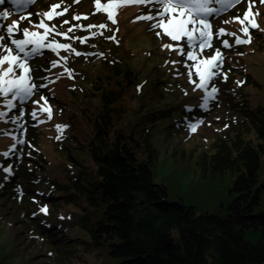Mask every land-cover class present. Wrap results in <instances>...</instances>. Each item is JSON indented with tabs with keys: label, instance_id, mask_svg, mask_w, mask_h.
Instances as JSON below:
<instances>
[{
	"label": "rangeland",
	"instance_id": "1",
	"mask_svg": "<svg viewBox=\"0 0 264 264\" xmlns=\"http://www.w3.org/2000/svg\"><path fill=\"white\" fill-rule=\"evenodd\" d=\"M46 2L49 0H31L30 3L17 5L14 0H3L0 3V14L7 13V16L0 18V36L5 37L0 43L14 48L10 43L11 38H22V30L25 28L36 31L32 25L42 18L40 14L50 10L41 11L39 5ZM57 3H61V0H53V4ZM81 4L87 5L85 9L90 10L83 12L75 8ZM64 6L68 7L65 15L46 21L49 25H56L58 32L64 33L76 24H106L107 27H94L91 31L86 27L77 28L68 33L69 37H88L84 43L79 39L55 37L60 43L70 44L81 55L72 51L60 50L56 53L43 49L40 55L31 58L30 75L37 90L24 102L20 112H14V107L8 106V100L0 96V264L104 263L101 251L92 246L86 249L87 242L76 238L88 240V232L81 222V205H86V200L81 197L78 203L74 201L72 193L77 192L73 180L77 169L60 150L71 122L75 123L78 132L85 129L86 133L90 130V126L78 119L79 116L74 121L69 117L73 111L80 114L77 105L92 103L91 107L99 106L98 96H82L84 87L78 79L84 74L79 66L93 53L84 47H101L95 37L105 40L115 37L109 39L110 47L119 49L120 57L133 62L145 84L154 83L160 78L166 81L165 84L156 85L157 90L154 92L150 85L143 93L135 94L130 90L132 95L125 97L127 106L132 109L128 116L135 118L142 104L145 108L140 112L141 115L158 107H187L189 115L186 118L174 121L162 119L150 128L158 156L153 167L154 181L167 186L170 199H182L185 203L194 204L199 212H227V205L235 197L233 188L236 175L217 174L210 165V156L216 152L215 144L224 136L229 138L235 134L236 128L241 127L246 131L252 126L250 131L255 133V126L251 124L247 113L258 107L264 108V3L261 0H253L252 12L258 13L256 22L259 27L250 28V43L236 44L231 33L246 39L238 31L240 24L224 23L236 16L243 17L249 0H242L229 10L208 18L213 25V46L202 55L211 56L219 48L223 54V63L219 70L221 74L214 78L207 89L215 86L218 91L214 100L207 101L206 108L201 107L205 103L206 90L196 89L189 80L187 65L192 62L177 51L162 48L165 43H179L186 47L185 42L157 37V30H150L153 22L137 20L142 14H154V7H122L115 17L117 23H111L106 16L101 23L96 24L97 21L73 20L74 15L89 16L95 12L94 0H79V3L63 0ZM80 10H83L82 6ZM61 20L69 23L63 24ZM14 21L19 23L21 31L10 38L6 28ZM62 24L65 28L61 27ZM219 28H224L226 34L215 35ZM92 33L97 34L93 36ZM224 41L228 42V47L224 46ZM95 51H98L96 53L99 56L105 53L100 49ZM52 61L56 62L55 65ZM40 64L44 65L43 68ZM107 72L103 75H107ZM192 79L198 78L193 76ZM41 96L47 98L51 107L50 120L46 119V113H38V118L31 115L38 108L33 101L43 104ZM193 99L198 100L196 107L203 113L200 117L194 114L195 107H190ZM12 103L17 105V100H12ZM197 122H200L199 126L192 132L189 125ZM11 123L17 124V128L8 125ZM57 125L66 127L60 132ZM81 155L83 161L89 163V158L83 153ZM6 158L12 159V162L8 161V164ZM260 176V183H264V159ZM43 207L47 208V214L40 211ZM256 210L264 211V188L261 203Z\"/></svg>",
	"mask_w": 264,
	"mask_h": 264
},
{
	"label": "trees",
	"instance_id": "2",
	"mask_svg": "<svg viewBox=\"0 0 264 264\" xmlns=\"http://www.w3.org/2000/svg\"><path fill=\"white\" fill-rule=\"evenodd\" d=\"M52 4L49 0L39 7L44 11ZM84 6L88 7L81 4L75 8L90 10ZM93 13L84 21L99 24L106 17L102 12ZM95 38L101 47H84L93 53L79 66L84 74L78 79L84 87L82 96H98L99 106L77 105L80 114L73 111L69 117L74 121L79 116L90 130L78 132L71 122L60 147L77 169L73 180L77 193L72 197L76 203L81 197L86 200V205H81V222L88 240L76 238L87 242L86 249L92 246L101 251L102 264H264V211L256 210L264 188L260 183L264 108L247 113L255 133L250 131L252 126L246 131L236 128L235 134L215 144L216 152L210 156L217 174L236 175L235 197L227 212H199L194 204L170 199L167 186L154 181L158 156L150 128L162 119L186 118L187 107H158L141 115L142 104L132 119L128 116L132 109L125 102V97L132 95L130 90L143 93L150 85L154 92L156 85L166 81L160 78L145 84L133 62L120 57V50L110 47L109 39ZM96 49L105 51L104 55L99 56ZM196 103L198 100L190 107L194 106V114L200 117L203 113ZM23 105L17 101L14 112H20ZM8 125L17 128L15 123ZM82 153L89 163L83 161Z\"/></svg>",
	"mask_w": 264,
	"mask_h": 264
},
{
	"label": "snow or ice",
	"instance_id": "3",
	"mask_svg": "<svg viewBox=\"0 0 264 264\" xmlns=\"http://www.w3.org/2000/svg\"><path fill=\"white\" fill-rule=\"evenodd\" d=\"M30 2L31 0H14V3L17 5ZM241 2L242 0H106V2L102 3L101 0H94V7L95 12L106 14L107 19L113 24L117 23L115 17L122 7L133 5H142L146 8L149 5L154 7V14H142L137 17V20L153 22L150 25V30H157V37H167L173 42H185L186 47H182L179 43L175 45L173 43H165L162 45V48L177 51L179 55L186 57L187 61L192 62L187 65L189 69V80L196 89L206 90L204 94L205 103L201 105V107L206 108L207 101L214 100L215 94L218 91L215 86H212L210 90L207 89H209V85L214 78L221 74L219 70L222 68L223 63V54L219 48L211 56L202 55L206 49L212 48L213 46V25L208 18L214 14L218 15L225 12ZM0 3H3V0H0ZM62 3L63 0H61V3L51 5L49 11L40 14L42 18L38 23L32 25L37 30L23 29L22 38H11L16 32L21 31L18 22L14 21L6 28V33L11 38L10 43L14 48L0 43V96L10 97L8 100V106L10 108L16 107L12 103V100L27 102L37 90V85L32 82L30 75L31 68L29 61L31 58L40 55L43 49H49L56 53H59L60 50L72 51L76 55H81L70 44L57 41L55 39L56 36H61L64 39H79L81 43H84L88 37H69L68 33L74 32L77 28L84 29L86 27L88 31H91L94 27H107L106 24H100L98 26L76 24L69 27L64 33L58 32L56 25H49L46 21H52L67 13L68 7H62ZM74 3H79V0H74ZM261 3H264V0H261ZM213 5H219L220 7H214ZM252 7L253 0H249L248 9L244 12L243 17L236 16L229 21H224V23L237 22L240 24L241 27L238 31L242 32L246 39L237 36L236 33H231L230 35L235 37L234 42L236 44L250 43V28L259 27L256 22L258 13H253ZM58 9L61 10L57 11ZM6 16L7 13L0 14V18H6ZM88 18L86 15L73 16V20L76 21L86 20ZM68 23L69 21L63 22V24ZM63 24L61 27H63ZM41 29L43 30L42 32L40 31ZM96 34L92 33L93 36ZM99 34L102 35L103 33ZM225 34L224 28H219L215 33V35ZM108 38L115 39V37ZM4 39V36H0V41ZM223 43L225 47L229 46L227 41ZM62 59H66V57H62ZM55 63V61H52L53 65ZM173 63H178V61H174ZM5 65L7 67H4ZM193 76L198 79H192ZM39 87L46 86L40 85ZM41 100H43L42 105L40 101H33L34 104L38 105V108L33 110L31 115L33 118H38V113H46V119L50 120L52 118V110L48 104V100L44 96H41ZM199 123H191L189 125L190 130L195 132ZM56 127L58 131L62 132L66 126L57 125ZM57 139H59V136ZM40 211L44 214L48 212L46 207L41 208ZM61 219L64 218L61 217Z\"/></svg>",
	"mask_w": 264,
	"mask_h": 264
}]
</instances>
